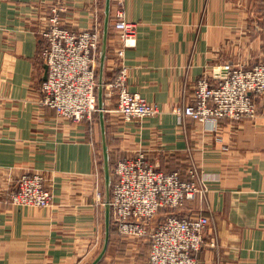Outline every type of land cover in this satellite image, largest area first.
I'll list each match as a JSON object with an SVG mask.
<instances>
[{
	"label": "crops",
	"instance_id": "1",
	"mask_svg": "<svg viewBox=\"0 0 264 264\" xmlns=\"http://www.w3.org/2000/svg\"><path fill=\"white\" fill-rule=\"evenodd\" d=\"M54 8L65 28L83 32L103 16L104 0H0V264H90L104 241L105 208L93 196L104 187L99 114L76 123L41 105L48 75L39 52ZM125 14L138 43L118 58L113 4L104 96L111 161L145 152L156 169L184 180L196 167L207 191L179 215L214 218L200 264H264V97L252 120L215 125L176 114L193 103L201 79L216 83L229 67L264 63V0H125ZM123 67L129 91L155 104L157 116L120 117L107 86ZM29 172L47 176L51 207L10 203ZM113 226L102 264H147L148 240Z\"/></svg>",
	"mask_w": 264,
	"mask_h": 264
},
{
	"label": "built area",
	"instance_id": "2",
	"mask_svg": "<svg viewBox=\"0 0 264 264\" xmlns=\"http://www.w3.org/2000/svg\"><path fill=\"white\" fill-rule=\"evenodd\" d=\"M113 28L121 42L118 58L138 43L137 24L125 14V0H112ZM103 17V16H102ZM102 19L92 29L73 32L62 24L61 10L54 8L42 37L39 52L48 68L41 88V105L55 110L59 117L81 123L93 120L99 112L97 102L98 65L101 48ZM216 83L203 78L197 83L194 101L176 110L180 117L199 123L218 125L223 120L240 122L258 117L256 98L264 97V63L253 67L232 66ZM128 71L107 86L109 95H117V111L125 123H138L159 114L158 107L128 89ZM114 181L110 205L114 224L125 238L145 239L150 245L147 264H200L197 254L207 245L206 234L214 218L201 212L181 216L180 211L206 193L200 186L196 167L189 169V179L180 172L156 169L145 152L117 161L112 168ZM98 205L105 206L100 185L93 193ZM14 206L49 208L53 192L46 175L25 173L10 196ZM166 217L157 223L162 213ZM218 247L217 238L209 244Z\"/></svg>",
	"mask_w": 264,
	"mask_h": 264
},
{
	"label": "water",
	"instance_id": "3",
	"mask_svg": "<svg viewBox=\"0 0 264 264\" xmlns=\"http://www.w3.org/2000/svg\"><path fill=\"white\" fill-rule=\"evenodd\" d=\"M111 12H112V0H104V10H103V25L101 29V48H100V63L98 70V88H97V102L99 108V119H100V129L102 138V159H103V175H104V203H105V236L102 248L93 262L90 264H101L104 260L107 251L109 249L110 239H111V225H112V208L110 205L113 174H112V164L109 151L108 137H107V127H106V116H105V90H106V62L108 53V41L111 26ZM47 75H48V68Z\"/></svg>",
	"mask_w": 264,
	"mask_h": 264
},
{
	"label": "rangeland",
	"instance_id": "4",
	"mask_svg": "<svg viewBox=\"0 0 264 264\" xmlns=\"http://www.w3.org/2000/svg\"><path fill=\"white\" fill-rule=\"evenodd\" d=\"M103 10V9H102ZM101 19H102V22H103V17H101ZM111 20H112V12H111ZM97 114H99V112L97 113ZM96 114V115H97ZM153 118V117H152ZM100 164H101V168H102V170H103V159L101 158V161H100ZM111 166H112V168L114 167V162H112L111 161ZM112 174H113V172H112ZM113 181H114V176H113ZM164 217H166V213L165 212H162L158 217H157V223L159 222V221H161L162 219H164Z\"/></svg>",
	"mask_w": 264,
	"mask_h": 264
},
{
	"label": "trees",
	"instance_id": "5",
	"mask_svg": "<svg viewBox=\"0 0 264 264\" xmlns=\"http://www.w3.org/2000/svg\"><path fill=\"white\" fill-rule=\"evenodd\" d=\"M96 118H97V116H96ZM113 224H114V216L112 217V228H111V232H113L115 230ZM101 264H102V262H101Z\"/></svg>",
	"mask_w": 264,
	"mask_h": 264
}]
</instances>
